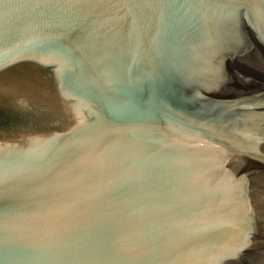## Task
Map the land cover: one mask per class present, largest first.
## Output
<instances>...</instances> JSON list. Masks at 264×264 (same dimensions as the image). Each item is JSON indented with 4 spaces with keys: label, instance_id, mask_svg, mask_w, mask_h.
I'll list each match as a JSON object with an SVG mask.
<instances>
[{
    "label": "water",
    "instance_id": "95a60500",
    "mask_svg": "<svg viewBox=\"0 0 264 264\" xmlns=\"http://www.w3.org/2000/svg\"><path fill=\"white\" fill-rule=\"evenodd\" d=\"M0 264H264V0H0Z\"/></svg>",
    "mask_w": 264,
    "mask_h": 264
}]
</instances>
